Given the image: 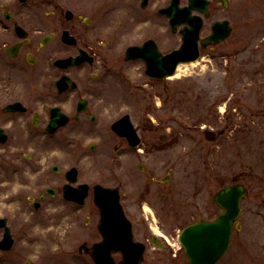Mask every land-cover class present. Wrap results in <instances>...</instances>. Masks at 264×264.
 Wrapping results in <instances>:
<instances>
[{
  "label": "rangeland",
  "instance_id": "1",
  "mask_svg": "<svg viewBox=\"0 0 264 264\" xmlns=\"http://www.w3.org/2000/svg\"><path fill=\"white\" fill-rule=\"evenodd\" d=\"M82 1L116 5L103 19L104 38L113 34L110 27L118 31L115 49L105 54L123 61L131 42L126 23L130 0ZM228 1L224 8L212 0L210 8V23L228 20L233 28L231 36L219 45L220 55H202L179 77L160 81L141 76L128 65H124L126 78L110 77L104 85L108 87L104 107L111 106V110L102 112L101 139L33 144L26 141L23 128L22 143L0 145V218L7 219L15 240L10 250H0V264H95L89 254L79 253L85 242L92 246L99 237L92 191L83 207L65 201L61 191L41 203L38 210L33 207L47 186L63 183L51 171L54 163L77 167V183L90 187H112L119 178L124 181L122 203L132 218L136 239L148 238L143 264H188L178 249L180 232L198 220L216 218L222 211L215 202L216 193L236 175L248 173L249 177L242 179L248 188L239 217L242 228L234 231L230 251L220 264H228L227 258L236 256L238 249L249 259L264 260V0ZM187 2L182 0L183 5ZM126 114L136 124L146 122L152 138L167 137L163 149L142 163L144 172L136 160H126L120 171L112 163L110 125ZM222 130L225 134L219 135ZM206 132L215 134V141L208 140ZM91 144L98 145L95 152L89 151ZM36 151L37 156L48 158L40 168L24 159L21 165L8 159L10 153L31 155ZM16 165L20 169L16 170ZM3 233L0 229V240ZM151 237L162 244L170 242L173 260L160 258L158 246L149 242ZM114 258L121 260V256Z\"/></svg>",
  "mask_w": 264,
  "mask_h": 264
},
{
  "label": "flooded vegetation",
  "instance_id": "2",
  "mask_svg": "<svg viewBox=\"0 0 264 264\" xmlns=\"http://www.w3.org/2000/svg\"><path fill=\"white\" fill-rule=\"evenodd\" d=\"M171 1L130 0L126 23L131 42L123 53V61L121 58L116 61L110 59L105 51L115 49L117 28L110 27L109 32L113 34L103 37V19H107L106 15L117 9L114 3L95 2L88 5L82 0H0V139L6 136V141L0 140V145L22 143L25 139L23 128L27 134L26 141L33 144H72L83 142L86 137L101 139L102 112L104 109L111 110V106L104 107L108 94V87L104 85L110 77L117 75L126 78L124 65H128V69L133 68L137 74L152 79L147 74V62L157 61L181 47L186 26L182 24L181 16L175 18L173 25L171 18L164 12ZM179 1L182 7V0ZM209 1L210 10L212 0ZM192 14L201 16L203 21L198 36L200 54L215 58L222 52L219 46L222 43L202 48V41L212 34L215 23H210L211 10L208 16L197 11ZM167 41L169 46L165 45ZM76 58H79L80 63L71 64L70 60ZM121 118H116L110 125L112 163L120 171L124 169L126 160H136L139 162L138 169L144 172L142 163L163 149L167 137L162 136L159 140L152 138L151 127L146 122L136 124L131 116L129 122L132 128L113 130V124ZM53 127L56 129L51 131ZM212 137L216 139L215 134ZM97 149L98 145H89L90 152ZM83 152L86 155L87 152ZM38 153L36 151L27 155L14 152L10 153L8 159L20 165L24 159L40 168L42 160L48 158L37 156ZM15 169L20 168L16 165ZM70 169L52 164L51 171L61 177L63 183L47 186L34 203H45L59 191L63 194ZM248 177V173L236 175L232 183L221 189L241 184L247 195L248 188L242 179ZM44 181L49 183V178ZM112 188L119 192L122 208L132 224L134 240L145 245L143 264L148 251V238L145 241L136 239L132 218L126 204L122 203L126 197L124 181L119 178ZM48 191H53L54 196H50ZM144 201L140 200L139 203ZM96 210L99 214L97 242H100L103 239L99 231L100 211ZM149 242L158 246L161 259L164 256L168 261L173 260L170 255L174 249L170 247V242L162 244L156 237H151ZM84 246L83 251L91 252L93 245L85 242ZM178 249L186 257L184 248ZM229 251L230 247L216 264H220ZM238 251L236 256H229L227 262L264 264L261 257L249 259L242 249ZM111 255L122 256V253L112 252Z\"/></svg>",
  "mask_w": 264,
  "mask_h": 264
},
{
  "label": "water",
  "instance_id": "3",
  "mask_svg": "<svg viewBox=\"0 0 264 264\" xmlns=\"http://www.w3.org/2000/svg\"><path fill=\"white\" fill-rule=\"evenodd\" d=\"M217 1L222 2L224 8L229 6L228 0ZM179 2V0H173L166 13L171 18L173 25L175 18L181 16L182 23L188 24L192 28L183 30L184 42L179 50L157 61H148L147 74L156 79L174 75L180 63L196 61L200 56L198 36L202 27V18L192 16L191 13L192 10H197L208 16L210 2L208 0H189V5L182 9L179 7ZM212 30L213 33L202 41L204 49L210 44H218L226 40L232 32L231 25L227 20L215 22ZM71 62L78 63L79 61L71 59ZM129 120L130 117L126 115L113 125V130L120 127L132 128ZM210 134L211 132H206L208 139L211 138ZM0 140L5 142L6 136ZM77 176L78 170L71 169L68 173L70 184L65 186L64 193L67 199L83 204L89 187L88 185L73 187L72 183L77 182ZM245 195V188L241 184L220 190L215 195L216 204L223 209L218 218L212 222H196L182 231L180 241L186 249L191 264H215L223 256L230 245L232 232L241 214V202ZM94 202L101 212L99 230L104 240L93 246L90 252L93 261L96 264H116L111 254L112 252H121L122 260L119 264H141L145 246L134 242L132 225L124 214L118 190L96 185ZM39 206L40 203L34 204L36 209ZM2 228L5 233L3 240L0 241V249L9 250L14 240L6 218H0V229ZM240 228L241 226L237 224V229ZM86 252L89 251L86 250ZM29 264L33 263L29 262Z\"/></svg>",
  "mask_w": 264,
  "mask_h": 264
},
{
  "label": "bare ground",
  "instance_id": "4",
  "mask_svg": "<svg viewBox=\"0 0 264 264\" xmlns=\"http://www.w3.org/2000/svg\"><path fill=\"white\" fill-rule=\"evenodd\" d=\"M196 65V62L195 63H190V64H181L177 71H176V74H175V77H179V75L184 72L185 70H187L188 68L186 66H195Z\"/></svg>",
  "mask_w": 264,
  "mask_h": 264
}]
</instances>
